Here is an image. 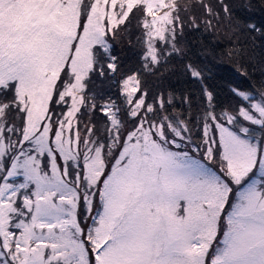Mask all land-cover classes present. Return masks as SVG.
I'll return each instance as SVG.
<instances>
[{"label": "rangeland", "instance_id": "obj_1", "mask_svg": "<svg viewBox=\"0 0 264 264\" xmlns=\"http://www.w3.org/2000/svg\"><path fill=\"white\" fill-rule=\"evenodd\" d=\"M217 2L0 0L3 264H148L155 238L171 223V200L198 182L174 163L179 153L161 145L160 124L128 131L127 117L144 105L142 96L128 110L136 78L101 79V69L107 72L118 50L132 68L141 52L155 63L163 44H173V30L205 10L219 16L206 26L214 39L240 37ZM138 7L142 36L133 26ZM165 123L177 137L194 130L178 117ZM17 139L28 142L23 151ZM106 169L93 222V195Z\"/></svg>", "mask_w": 264, "mask_h": 264}, {"label": "snow or ice", "instance_id": "obj_2", "mask_svg": "<svg viewBox=\"0 0 264 264\" xmlns=\"http://www.w3.org/2000/svg\"><path fill=\"white\" fill-rule=\"evenodd\" d=\"M257 29L264 44V22L252 27ZM200 43L202 48L185 42L183 50L177 44L176 51L165 44L155 63L141 52L139 67L128 71L113 54L107 72L101 69V79L117 74L120 81L136 78L139 88L128 110L141 96L144 105L136 116L127 117L128 131L160 124L165 129L161 145L179 153L174 163L198 182L171 200V223L155 238L148 264H264V59L256 61L252 72L242 67L241 75L232 65L242 54L237 52V60H232L230 43ZM237 92H245L247 99ZM149 104L151 110L146 111ZM192 109L195 115H188ZM174 110L186 125L194 126L180 132L183 138L167 131L165 118L174 121ZM16 144L19 151L28 146L19 139ZM106 175L107 169L95 187L89 216L93 222L102 211L97 200Z\"/></svg>", "mask_w": 264, "mask_h": 264}, {"label": "trees", "instance_id": "obj_3", "mask_svg": "<svg viewBox=\"0 0 264 264\" xmlns=\"http://www.w3.org/2000/svg\"><path fill=\"white\" fill-rule=\"evenodd\" d=\"M192 1V0H188ZM196 1V0H193ZM214 1V0H213ZM220 3V9H221V19L224 18L228 19L226 20V23L229 24V26H234V30L237 31V33L240 34V37H230L229 41L225 42L214 39L212 37V31L207 29L209 26V20H210V26L214 23L213 20L218 21L219 16L212 15L211 10H203L204 14L197 17V20L191 25L190 22L187 23V25L181 26L182 29H177L179 27L178 19L173 22L174 29H177L175 32L173 30V33H175V36L173 37L172 41H176L174 44L167 45L172 51L177 50V44L179 45L180 49L183 50L185 46V42L190 43L193 46H196L197 48H202L203 45H201V41L203 40L206 44L209 46L216 44V43H230L232 45L231 49L228 50L231 54L232 60H237L236 53L239 52L242 54L241 59L238 60L236 64H233L232 66L236 68L238 72H240L241 75H243V71H241L242 67H247V70L249 72L254 71L257 68L256 61H259L261 59H264V44H262V35H261V29H257L256 31H252V27L254 25H261L262 22H264V0H215ZM215 7L216 8V3ZM222 5V6H221ZM84 6V5H83ZM141 11L140 7L136 8V14L137 17L133 20V26L138 32L139 36H142V30H141V24L140 20L138 18L139 12ZM142 12V11H141ZM141 16V15H140ZM184 17V15H181ZM231 16L232 20L229 19ZM224 17V18H223ZM179 18V17H178ZM185 18V17H184ZM189 19V18H187ZM181 20V17L179 18ZM219 22V21H218ZM221 23V21H220ZM225 23V22H224ZM207 26V27H206ZM179 31V33H178ZM178 33V36H177ZM168 43V42H167ZM165 46V44H163ZM161 51V49H160ZM164 51V50H162ZM115 56L119 57L118 63H122L124 65V70L128 71L131 70V64H128V60L126 58V55L124 54L123 50H118L117 52H113ZM137 61V60H135ZM138 62V61H137ZM133 81L129 82L128 88L131 90V87ZM125 85V84H124ZM136 92L139 88V86H136ZM187 87L189 90L194 91L195 86L192 84H188ZM238 96H240L243 99H247V95L245 92H237ZM142 97V96H141ZM174 98V97H173ZM159 103V100L157 101ZM135 105H138V100L136 101ZM152 106H149L151 108ZM151 109H149L150 111ZM195 109H192L188 115H195ZM173 115L179 118V113L174 110ZM183 122H186V120H181Z\"/></svg>", "mask_w": 264, "mask_h": 264}]
</instances>
